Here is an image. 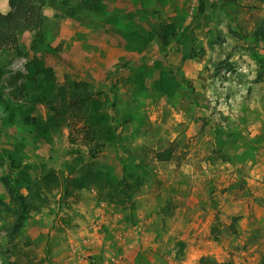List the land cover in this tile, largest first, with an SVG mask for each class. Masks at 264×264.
<instances>
[{
	"label": "rangeland",
	"instance_id": "374dc122",
	"mask_svg": "<svg viewBox=\"0 0 264 264\" xmlns=\"http://www.w3.org/2000/svg\"><path fill=\"white\" fill-rule=\"evenodd\" d=\"M42 1L44 44L57 52L30 31L0 52V117L17 105L0 118V264H261L264 2ZM36 60L53 90L86 83L100 123L115 129L94 158L76 131L44 139L23 123L50 115L20 90ZM168 147L170 161L154 158ZM48 170L56 179L30 194ZM88 171L101 177L78 181ZM4 178L28 195L21 218Z\"/></svg>",
	"mask_w": 264,
	"mask_h": 264
},
{
	"label": "trees",
	"instance_id": "16d2710c",
	"mask_svg": "<svg viewBox=\"0 0 264 264\" xmlns=\"http://www.w3.org/2000/svg\"><path fill=\"white\" fill-rule=\"evenodd\" d=\"M228 3H234L237 0H223ZM257 2H264V0H255ZM93 0H81V3L87 8L91 7ZM9 10L6 13L0 12V52L9 49H15L18 47L19 39L18 33L23 31L33 32V44L34 46L47 49L52 53H56L57 49H52L44 44V18L42 15V0H8ZM167 29V28H166ZM162 29L161 38L165 44L169 43V35L167 30ZM51 71L48 68L43 67L42 64L36 63L33 66V75L30 77L29 85L22 84L21 91L30 94L33 97L43 99V104H47L50 108V115L45 120L26 115L23 117V123L30 127L31 131L36 132L44 139H48L51 132L62 128L63 126L69 129V139L73 141L72 133L76 131L82 135L84 140H88L91 145L89 146V154L91 158H94L96 154L106 146L112 143L114 137H110L111 132H114V128L109 125L100 123L101 120H105L104 112H99V105L92 109L95 99L91 98V92L87 89V84L84 82H78L71 86L72 89L68 90L64 87L56 90L51 88L49 81ZM47 82L49 84L47 85ZM16 97V95H14ZM17 99V97H16ZM15 101V100H14ZM112 105V104H111ZM17 105L15 102L8 100L7 109L3 113L1 118L11 120L13 114H15ZM107 115V114H106ZM76 119L78 123H68V120ZM9 122V121H8ZM79 125V126H78ZM153 156L158 161H170L173 156L172 147L165 148L161 151H156ZM3 159H6L10 163V169L21 167L20 162H17L10 151L2 153ZM91 178L97 180L101 177V174L88 171L82 177L78 178V181ZM56 179L54 172L48 170L38 178V181H32V185H26L28 192L38 193V185L49 184L52 179ZM114 181L115 178L111 177ZM26 181H30L26 178ZM3 184L8 190V193L12 197L13 201L17 205V216L19 218L28 211L29 205L27 202L28 195H22L15 192L10 186L7 179H3ZM80 186V185H79ZM67 184H65V190H67ZM198 264H231L228 261L218 262L211 259L209 256H203L199 259ZM261 264H264V256L262 257Z\"/></svg>",
	"mask_w": 264,
	"mask_h": 264
}]
</instances>
